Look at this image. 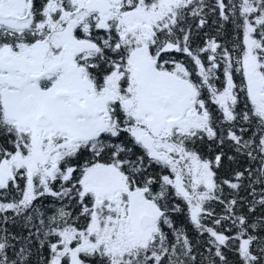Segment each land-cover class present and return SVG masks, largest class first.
I'll return each mask as SVG.
<instances>
[{"label":"snow or ice","instance_id":"6c2138e0","mask_svg":"<svg viewBox=\"0 0 264 264\" xmlns=\"http://www.w3.org/2000/svg\"><path fill=\"white\" fill-rule=\"evenodd\" d=\"M0 264H264V0H0Z\"/></svg>","mask_w":264,"mask_h":264}]
</instances>
